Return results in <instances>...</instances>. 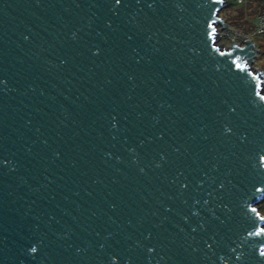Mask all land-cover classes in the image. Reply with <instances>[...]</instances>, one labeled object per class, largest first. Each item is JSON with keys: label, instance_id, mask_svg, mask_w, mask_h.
I'll return each instance as SVG.
<instances>
[{"label": "water", "instance_id": "water-1", "mask_svg": "<svg viewBox=\"0 0 264 264\" xmlns=\"http://www.w3.org/2000/svg\"><path fill=\"white\" fill-rule=\"evenodd\" d=\"M219 0H0V264H264L263 74Z\"/></svg>", "mask_w": 264, "mask_h": 264}, {"label": "built area", "instance_id": "built-area-1", "mask_svg": "<svg viewBox=\"0 0 264 264\" xmlns=\"http://www.w3.org/2000/svg\"><path fill=\"white\" fill-rule=\"evenodd\" d=\"M221 3V11L219 19L223 21L224 26H215V45L221 50L228 51L232 48V42L238 48H244L245 43H249L252 52L256 58L249 62L244 59L246 67L253 74H263L264 72L252 66V63L262 56L261 47L264 48V0H219ZM231 1L234 3L232 4ZM245 9L250 12L249 15H241L238 24L230 23L226 17H222V12L227 13L231 10Z\"/></svg>", "mask_w": 264, "mask_h": 264}, {"label": "rangeland", "instance_id": "rangeland-1", "mask_svg": "<svg viewBox=\"0 0 264 264\" xmlns=\"http://www.w3.org/2000/svg\"><path fill=\"white\" fill-rule=\"evenodd\" d=\"M231 3L233 4L234 2L231 1ZM249 15L250 12L245 10V9H236V10H231L228 11L227 13L222 12L221 16L222 17H226V19L230 22V23H234V24H238L240 22V16L241 15ZM261 51H262V56L259 57L258 59H256L253 63L252 66L261 70L262 73L264 72V48L261 47ZM262 80H263V76H262ZM261 90L262 93L264 94V84L261 85ZM258 211L259 213L264 216V200L257 205Z\"/></svg>", "mask_w": 264, "mask_h": 264}]
</instances>
